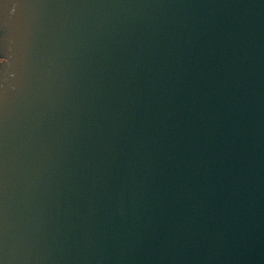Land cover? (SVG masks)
Returning <instances> with one entry per match:
<instances>
[{
    "label": "water",
    "instance_id": "obj_1",
    "mask_svg": "<svg viewBox=\"0 0 264 264\" xmlns=\"http://www.w3.org/2000/svg\"><path fill=\"white\" fill-rule=\"evenodd\" d=\"M0 264H264V0H0Z\"/></svg>",
    "mask_w": 264,
    "mask_h": 264
}]
</instances>
